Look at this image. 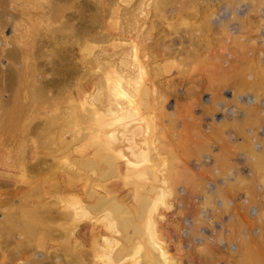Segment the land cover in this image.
Segmentation results:
<instances>
[{
    "label": "bare ground",
    "instance_id": "obj_1",
    "mask_svg": "<svg viewBox=\"0 0 264 264\" xmlns=\"http://www.w3.org/2000/svg\"><path fill=\"white\" fill-rule=\"evenodd\" d=\"M214 1L221 3V6L223 4V15L219 13L221 15L219 18H216L212 6ZM239 2L241 1L151 0V3L150 1L148 3L146 0H0V144L3 143L4 132L19 126L18 136L22 143L27 145L34 142L38 150L37 157L31 158L34 162L22 166L26 167L23 171L25 169L28 171L26 173L28 175L22 172L23 178L38 174L44 179L48 177L49 181L60 171L65 175L62 179H67L65 184L74 185V188L65 185L64 188H68L66 193L68 190L70 195L75 194L77 190L75 184L78 183L76 180L82 179L84 182L80 184H83V187L81 185L80 187L83 189L79 188L78 191H85L86 194L81 193L87 197L81 202L78 199L80 203L77 205L80 192L78 197H75L76 194L70 196L71 199L66 195L69 200L64 199V201L62 197L64 205L58 208L53 199L55 200L59 192L56 186L51 185L55 178L49 181V186H45L42 180H36L35 182L38 183L32 188L34 181L27 180L31 186L28 185L29 190L24 189V191L32 195L31 203L22 201L26 194H22L21 188L22 192L19 191L23 196H20L18 204L13 203L7 212L0 213L2 215L0 264H13L14 261L23 259L24 255H28V259L21 264H117L123 256L133 253L131 248L132 250L140 248L141 245L132 246L137 244L138 233H142V224L147 227L146 230L144 228L145 231L148 229L150 231L151 238L148 237L151 242L148 244L150 243L149 247L152 246L153 251L152 254L150 253L152 256L149 254L152 259H147L150 258L147 257L148 255L144 257L147 260L145 262L144 259L145 264H163V259L171 264L172 256L168 255V250L172 240L165 237V230L160 227L155 215L153 216L157 209L153 208L147 214L145 208L150 203L153 204V201L162 199L160 197L166 194V183L170 184L173 181V174L176 172L174 169H177L179 160L167 146V139L161 136L162 127L160 125V128L157 127V123L162 120L160 116L165 118L166 110L164 112L160 110L164 109L162 100L165 95L163 96L162 91L150 83L153 81L150 77L144 79L146 70L143 72L145 68L139 63L137 55L141 53L138 47L146 43L148 34L157 26L154 22L155 17L165 23L168 15L175 18L182 17L183 14L188 17L184 27H180L176 22H170L169 28L175 39L172 38L168 43L166 41V44H162L164 55L173 58L174 63L182 62V64L186 59L185 56L188 55V59H193V62L198 56L196 46L200 42L194 36V30L202 33L204 31L205 36L210 32L211 27L215 28V31L218 28L223 31L229 30L233 20L226 17L225 9L229 10L235 7L233 4ZM197 5L202 7L198 8ZM220 11L219 9L218 12ZM199 13L202 17L200 24L197 23ZM139 14L144 18L149 17L145 30H143L145 19ZM236 18L240 19L237 14ZM32 23L33 26H29ZM242 24L239 21L237 27L233 26L240 32ZM186 34H189L187 46L184 45ZM203 35L201 34L200 37ZM202 39L204 40V37ZM206 39L208 40V37H205ZM119 42L126 43V47L116 48ZM176 43L179 46H176ZM108 46L114 50L106 51L105 47ZM127 47L130 50H126ZM165 67L166 64L164 65L166 71ZM162 103L163 108H160ZM34 110L44 112V115L35 123H20L27 113L35 112ZM158 111L163 112L164 115L159 116ZM151 112L156 115L155 119L154 115H150ZM117 117L121 118L117 120ZM123 117L131 119L122 120ZM78 120H81L80 123L84 126L90 122L87 124L88 127H92L96 132L93 135H97L95 136L97 145L91 152H86L85 144L86 151L83 150L85 153H75L79 140L82 142V138L89 134L88 131L93 132V129L90 130L87 126L82 128ZM119 120L124 123L118 124ZM91 122H95L96 127L90 126L93 125ZM73 123H78V127H81V129L77 127L79 132H75L76 129L72 126L76 125L71 126ZM69 126L74 131L72 133L71 129L69 130L71 135L75 136L67 140L65 133L68 132ZM85 128H88L87 132ZM155 130L158 131L156 134H154ZM150 133L156 135L155 138L161 137L164 141L158 138L159 141L155 139V143L152 140L155 146L150 144L151 138L150 142L145 138L150 137ZM92 138L89 140H92L93 144L95 140ZM176 143L174 142V145ZM23 145L21 152L24 150ZM25 150L20 154L26 155ZM33 151L35 150L32 149ZM163 153L175 159L170 165L166 163L169 165L168 169L174 171L173 173L161 168L163 163L169 161L165 159L169 156L164 157ZM49 154L53 155L52 163L50 161L48 163ZM63 158L66 161L64 165L59 166L58 162ZM25 159L26 157L24 161L27 162ZM21 164L24 162L19 161V165ZM181 170L179 168L177 172ZM122 171L123 173H120ZM183 172L186 170L184 169ZM117 173H120L118 176L121 175L122 178L125 175L122 182L126 179L127 183L129 182L127 186L129 184L131 186L130 191H134L132 192L134 196L129 192L131 197H134V199L130 198L131 201L123 198L124 195L111 194L112 189L115 188L110 189L108 182L109 179H114ZM142 175L147 176L148 180L144 186L137 181ZM133 177L137 182L131 181ZM64 180H62L63 184ZM111 184L115 186V183ZM139 190L141 195L136 197ZM45 194H53L50 197L52 201H45ZM58 197L57 199L60 198ZM75 201L77 206L74 204ZM157 201L158 205L161 201ZM156 203L153 205L155 206ZM84 217L90 221L88 222ZM80 218H84L88 225ZM77 221L87 225L86 231H83L84 240L77 236L80 229H76L80 224L75 226ZM49 240L47 246L51 248L46 250L47 247H44L43 242ZM40 247L44 248V252L37 255Z\"/></svg>",
    "mask_w": 264,
    "mask_h": 264
},
{
    "label": "rangeland",
    "instance_id": "obj_2",
    "mask_svg": "<svg viewBox=\"0 0 264 264\" xmlns=\"http://www.w3.org/2000/svg\"><path fill=\"white\" fill-rule=\"evenodd\" d=\"M146 1L148 3L150 1L151 3V0ZM240 1L241 2L238 4H233L235 7L229 10L225 9L227 13L224 12V14L228 19L233 20L232 24L234 23L233 25L236 27L239 25V21L242 22V30L239 32L232 24H230L232 28L229 26V30L227 29L225 31L220 28L215 31V28L211 27V33L208 32L205 36L203 35L204 31L202 33V31L195 29L194 36L198 38L197 41H200V44L198 43V46H196V55L198 56L196 57L197 60L195 58L193 62V59H188V55L185 56L186 59L183 64L182 62L174 63V60H172L173 58L164 55L165 50L162 44H166V41L168 43L172 38L175 39V36L171 34L169 28L171 23L176 22L180 27L186 25L184 22L188 17L183 14L181 15L182 17L176 16L175 18L168 15L165 19V23L157 17H155V19L152 18L157 26L153 28L151 31L152 33L150 32L148 34L146 43L142 44L144 49L147 48L142 50L141 44L138 47L140 50L139 53H141L137 55L139 63L145 68L143 72L146 70L147 74L144 75V79L150 77V79L153 80L152 82L150 81V83H153L157 89H160L163 96L165 95V98L162 97L165 99L162 100L164 101V109H160L163 112L166 110L165 115L163 112H157L159 116L160 114L164 115L165 120L160 116L162 120H160V123H157L158 125H155H157V127H159V125L162 127V131L160 132L161 136L163 139H167V146L177 157V160H179L176 167L177 169H174V171L176 170V174H173V181H171L170 184L166 183L167 192H165V195L163 194V197H160L162 199L158 200L161 202L156 200L158 202L157 205L156 201H153V204L156 203L157 206L150 203L145 208L147 214L148 211L153 208L157 209L153 216L155 215L160 227L165 230V237L172 240L168 255L172 256L173 259L170 258V261L166 258L171 264H264V0ZM216 2L217 1L212 2V6L215 10L216 18H219L221 17L219 13L223 15L222 9L224 8H222L223 4L221 6V3ZM237 5L238 7H236ZM197 6L198 8L202 7L201 5ZM218 8L221 10L220 12H218ZM239 8L244 10H240ZM238 12H241L242 15ZM235 13L240 19L236 18ZM139 16L144 18L142 14H139ZM215 16L212 17L213 20H215ZM144 19L143 30L147 29L146 22L149 20V17ZM155 20L159 23H156ZM201 20L202 17L200 14L197 23L201 22ZM235 20L238 22H235ZM29 26H33V23ZM200 32L203 35L201 37V34H199ZM188 35L189 34H186L185 38ZM149 36L153 37L150 38ZM203 37L204 40L202 39ZM205 37H208V40L206 39L207 41ZM221 37L224 38L223 41ZM177 38L178 37H176V39ZM187 38L184 39L185 46L189 43V38ZM177 43L180 44L179 41ZM177 43L176 46L178 45ZM206 44L207 46H205ZM117 45L116 48L121 49L122 47L124 48V46L126 47L127 44H120L119 42ZM105 49L108 52L114 50V48L110 46L105 47ZM125 49L130 50L128 47ZM143 51L147 54L146 56L143 54ZM150 53L152 54L150 55ZM190 61L192 63H190ZM165 64L167 65V67H165L167 68L166 71L164 69ZM163 103L160 108H163ZM34 111L35 112L27 113L26 117H23L20 123H35L44 115V112H37L38 110ZM155 114L151 112L150 115H154L153 117L155 119ZM119 118L121 117H117V120ZM124 118L125 117H123L122 120H124ZM125 119L130 120L131 118ZM16 120L17 118L14 121V125H16ZM89 121L91 120H88V122ZM161 121L163 122L161 123ZM80 122L82 121L78 120L81 127H88L89 125L87 124L90 123L84 126L82 125L83 123ZM139 122H141V120H139ZM78 123L71 124V126L76 125L72 126L75 127V132H79ZM91 123H93V125L90 124V126L96 127V125H94L95 122ZM121 123L124 122L120 121L118 124ZM154 123H156V121ZM81 127L79 129H81ZM88 128H85V130H88ZM91 128L92 127L89 129L91 130ZM70 129L72 133L74 132L72 131L73 128L70 126L67 128L68 132L65 133L67 140L74 138V134L71 135L72 133L69 131ZM19 132V126L7 130L4 132L5 134L3 133V143L0 144V150H2L5 156L7 155V160L0 161L1 214L7 212L10 205H13V203L15 205L18 204L21 199L22 189V194H26L24 189L29 190L27 186L30 185L27 180L34 181L32 186L30 185L32 188L33 185L38 183L35 182L36 180H42L45 186H49V181L55 178L56 181L53 180L54 183L51 185L57 187L59 193L56 191L55 194L58 193L60 195H58L60 198L57 196L59 199L64 197L63 200H66V195L70 197L74 194L70 195L71 193H68V190V194L65 192L66 189H68L64 188L65 185L68 187L71 186V183L65 184L67 179L66 177V180L62 179L65 175L60 171L55 173L49 181L48 177L44 179L43 176L38 174L25 176V179L23 178L24 174L28 175L26 174L28 171H26V169V172L23 171L26 167L22 166H26V163H33L35 157L38 155V150L34 142L27 143V145L29 144L28 146L24 144V142L22 143V140L18 136ZM157 132L155 130L154 134ZM88 133L89 134L84 137L85 140L82 138L83 143L79 140V145L76 144V154L85 153V147H87L86 152H91L94 150L95 145H97V137L95 138L97 135H93L96 134L94 129L92 133L91 131H88ZM154 134L150 133V137H145L148 142H150L149 139L151 138L150 140L152 143L150 144H153L155 139L159 141L158 138H161H155L156 135L154 136ZM151 136H153V138ZM91 138L95 140L93 143L94 145L91 143L92 140H89ZM163 139L161 138L162 142L164 141ZM156 141H154V143ZM174 142L177 143L174 145ZM158 143L156 144L158 145ZM23 144L28 148H25ZM22 145L24 147L22 149H26V153H24L26 155H22L24 151L21 152ZM89 145L91 147H89ZM153 145L155 146V144ZM88 147L90 149H88ZM32 149L35 150L33 151L34 153ZM20 152L22 154H20ZM50 155L51 154L48 155V163L49 161L52 163L51 159L53 155H51L52 157ZM166 156L169 155L165 154L164 157ZM16 157H19V159ZM25 157L27 162L24 161ZM33 157L34 159L32 160L31 158ZM165 159H169V163L167 161L165 162ZM165 159L163 162L169 165L175 160L171 159L170 156ZM19 161L21 163L23 161L24 164L19 165ZM65 161V158L60 159L58 165H64ZM165 164L163 163L161 168L167 170L169 168L167 166L169 165ZM165 167L167 168L165 169ZM179 168L182 170L177 172ZM184 169L186 172H183ZM168 170L172 172V170ZM22 172L24 173L23 175ZM165 172L167 173L168 171ZM120 173H123V171ZM120 173H117V175H115L116 177L114 176L115 178L111 177L115 180L109 179L108 184L110 189L114 187L115 189H112V191H116H111V194L116 193L124 195L123 198H128L131 201L130 198L134 199L129 193L131 192V186L130 184L127 186L129 182L127 183L126 179H124L126 182H122L125 175H122L123 178L119 175L120 178L118 176ZM19 175L21 178H19ZM141 177L142 178L138 177L139 179L137 178V181L141 186H144L148 182L146 179L147 176L142 175ZM133 179L131 181L137 182L134 177ZM62 180H64V184ZM76 181H78L79 184L77 182L76 184L74 183L76 186L75 189H77V193L74 190L76 194L74 195L76 197L80 192L78 195L79 197L77 196V202L78 199L81 202L87 198L86 195H84L86 194L84 193L85 191H78L80 190L79 188H81L80 185L83 187V184L80 183L84 181L82 179ZM120 182H122V184H120ZM111 183H113V185L115 183V186H112ZM123 183H126V185ZM21 185L24 188L21 187ZM72 186L74 188V185ZM119 189L120 191H118ZM139 192L140 190L137 192L136 197L141 195V192ZM29 194H26L25 199L22 200L28 202V204L31 203V199L33 198L32 195ZM133 194L134 193H132V195ZM45 196V201H52L50 197H52L53 194H45ZM57 197L55 200L53 199V201H56V206L61 208L65 200H59ZM77 202L74 204L76 205ZM80 202H78L77 205H79ZM1 214L0 217H2ZM84 218H80V220L85 223L87 218L86 220H84ZM0 221L2 220L0 219ZM82 222L77 221L75 226H78L77 224L80 223V227L78 226L76 228H80L77 236L79 239L84 240L83 231H86L88 223L86 222L85 224L87 225H85ZM166 227H168V230H166ZM144 228L146 230L147 227L142 224V233H138L139 239L137 238V244L131 245L132 247L141 245L140 248H134L135 250L131 248L130 250L133 251V253L131 254L129 250L130 253L126 256L121 254L123 259L121 258V261L117 262V264H124L126 262V264H136L137 262V264L140 262L145 264L147 255V257H150L147 259L153 258L151 257L153 253L151 250L152 246L150 248V243L148 244V242H151V234L149 229L145 231ZM49 243L50 240L43 242L44 247H47L46 250H50L51 248V246H47ZM43 250L44 248L42 247L38 248L37 255L44 252ZM27 256L28 255H24L23 259H18L14 261L13 264H21L27 261ZM160 259L162 260V258ZM163 261L165 262V260H162L164 264ZM166 263L169 264V262H165V264Z\"/></svg>",
    "mask_w": 264,
    "mask_h": 264
},
{
    "label": "crops",
    "instance_id": "obj_3",
    "mask_svg": "<svg viewBox=\"0 0 264 264\" xmlns=\"http://www.w3.org/2000/svg\"><path fill=\"white\" fill-rule=\"evenodd\" d=\"M7 160V155L5 156L4 153H2V150H0V161H5Z\"/></svg>",
    "mask_w": 264,
    "mask_h": 264
}]
</instances>
